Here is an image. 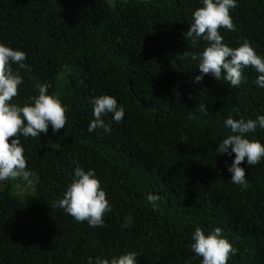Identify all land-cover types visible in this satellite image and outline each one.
I'll use <instances>...</instances> for the list:
<instances>
[{
  "label": "trees",
  "instance_id": "16d2710c",
  "mask_svg": "<svg viewBox=\"0 0 264 264\" xmlns=\"http://www.w3.org/2000/svg\"><path fill=\"white\" fill-rule=\"evenodd\" d=\"M199 0H0V42L26 53L30 71L12 101L23 104L46 83L66 108L65 127L20 138L26 168L37 179L27 199L18 178L0 187V264H86L136 251L137 264H200L188 245L195 227H220L237 249L227 264H264V158L243 161L248 187L230 181L232 157L215 153L228 133L223 120L264 114L257 73L239 87L210 74L194 83L196 61L182 53L205 46L184 36ZM235 30L264 56V0H237ZM18 65L13 64V70ZM107 94L125 109L111 131L94 130L89 100ZM190 97V98H189ZM204 103L207 113L198 109ZM264 143V129L249 134ZM13 137L9 138V142ZM234 156V153H233ZM79 164L95 169L111 211L89 227L54 207ZM34 181V180H33ZM159 196L156 207L147 194ZM130 214L132 224L121 228Z\"/></svg>",
  "mask_w": 264,
  "mask_h": 264
},
{
  "label": "clouds",
  "instance_id": "9594fccd",
  "mask_svg": "<svg viewBox=\"0 0 264 264\" xmlns=\"http://www.w3.org/2000/svg\"><path fill=\"white\" fill-rule=\"evenodd\" d=\"M199 3L201 6L191 13L190 27L184 36L194 43L197 40L204 41L205 46L196 53H182L184 58L190 57L197 62L199 74L194 76L193 82L198 83L204 74H210L217 81H227L230 87H239L243 80V69L250 66L257 73L255 86L264 88V56L258 54L247 39L237 41L235 47L230 46L223 42L224 36L219 31L221 28L235 30L230 10L236 7L237 0H199ZM25 57L23 50L0 42V182L18 178L25 181L26 185H31V172L26 168L20 138L38 137L41 133H47L49 126L56 133L65 127L66 108L56 95L49 94L46 83L39 82L33 86L36 95L30 96L27 102L17 104L12 101L17 95L18 85L23 82L20 69L30 71ZM13 64L18 65L16 70H13ZM89 104L92 114L87 124L89 133L94 130L109 133L110 125L103 118L111 114L112 120L120 122L125 114L124 106L111 95L93 96ZM198 109L202 113L208 112L204 103H199ZM223 126L228 133L216 142L215 153L232 157L231 163L226 164L227 172L230 173L229 182L243 190L248 187V181L241 162L255 166L264 158V143L249 137L258 128L264 129V114L256 115L255 119H233L229 116L223 120ZM10 137L13 138L9 142ZM146 198L155 208L159 196L148 193ZM53 206L63 209L76 222L86 221L89 227L102 226L104 214L111 211V204L106 199V192L101 187L95 169L85 170L79 164L73 168L70 182ZM131 224V215H125L121 228ZM190 239L188 247L196 257L201 258L200 264H227L229 256L235 255L237 251L222 235L220 227L205 232L197 226ZM137 256L136 251H126L108 258L89 256L86 264H137Z\"/></svg>",
  "mask_w": 264,
  "mask_h": 264
},
{
  "label": "rangeland",
  "instance_id": "374dc122",
  "mask_svg": "<svg viewBox=\"0 0 264 264\" xmlns=\"http://www.w3.org/2000/svg\"><path fill=\"white\" fill-rule=\"evenodd\" d=\"M30 179L32 180V184L31 185H24V186H22V185H17V194L20 196V197H22V198H25V199H27L28 198V196L30 195V193H31V189L32 188H34L35 187V184H36V182H37V179L31 174V177H30ZM34 180V181H33ZM4 184L6 183V182H3ZM2 186V182H0V187Z\"/></svg>",
  "mask_w": 264,
  "mask_h": 264
}]
</instances>
